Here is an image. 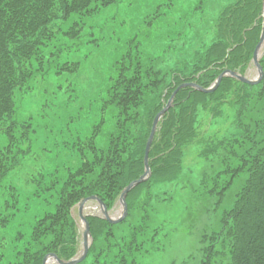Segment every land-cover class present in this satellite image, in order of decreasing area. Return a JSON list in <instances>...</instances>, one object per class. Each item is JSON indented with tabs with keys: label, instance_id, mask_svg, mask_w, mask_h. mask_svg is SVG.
I'll return each instance as SVG.
<instances>
[{
	"label": "trees",
	"instance_id": "trees-1",
	"mask_svg": "<svg viewBox=\"0 0 264 264\" xmlns=\"http://www.w3.org/2000/svg\"><path fill=\"white\" fill-rule=\"evenodd\" d=\"M118 1L0 0V264H41L49 253L65 260L74 256L73 206L96 196L107 209L113 208L122 189L143 172L153 117L175 88L192 81L207 87L225 68L244 73L259 39L263 0H234L212 22L215 35L202 55L181 61L169 81L157 68L156 56L129 41L127 52H119V65L104 68L103 90L87 102L89 131L82 125L70 131L72 141L66 146L72 149L74 164L61 170L45 166L36 176H25L26 187H19L15 178L32 151L36 131L32 116H22L24 96L35 90L37 80L76 72L72 53L80 48L86 56L85 43L101 42L103 27H96V20ZM260 63L264 70V54ZM247 87L256 89L247 92ZM230 89L239 106L240 131L204 147L203 155H216L219 163L206 170L197 189L213 200L219 227L203 247L200 264L220 263L224 253L227 264H264V77L250 85L229 76L213 92L188 86L176 91L149 150L151 175L127 193L123 220L111 223L87 216L92 242L77 264H138L151 251L162 226L151 219V211L129 221L136 192L179 176L184 147L200 136L195 125L198 108ZM35 185L56 200L52 211H30V202L38 197Z\"/></svg>",
	"mask_w": 264,
	"mask_h": 264
},
{
	"label": "rangeland",
	"instance_id": "rangeland-1",
	"mask_svg": "<svg viewBox=\"0 0 264 264\" xmlns=\"http://www.w3.org/2000/svg\"><path fill=\"white\" fill-rule=\"evenodd\" d=\"M233 1L119 0L104 9L95 23L96 27H103L100 33L104 37L98 45L92 42L83 45L88 49L86 56L82 57L84 51L80 48L75 50L78 53H72V59L76 60L72 62L78 63L76 72L55 74L48 81L37 80L35 90L24 96L22 116H32L36 131L32 135V151L15 178L16 184L26 187L23 178L36 176L37 171L45 166H55L61 170L65 165L74 164L72 149L66 146L72 141L70 131L79 130L81 125L89 131L90 118L85 112L87 102L93 94L103 90L101 86L107 79L103 73L104 68L109 67L111 70L119 65V52H127L128 47L125 46H130L129 41L140 46L142 53L156 56L157 68L162 70L166 81H169L171 70L176 69L181 61H191L204 52L215 35L212 22ZM160 3L162 5L156 7ZM193 8L196 9L192 11ZM87 26L91 27L92 24ZM96 27L93 25L92 28L95 36L98 34ZM135 51L137 54L138 51ZM244 72L250 79L255 77L256 70L251 59L246 63ZM255 89L246 88L247 92ZM232 93L230 89L220 99L210 100L198 108L195 125L200 136L184 147L179 176L172 181L141 187L136 192L139 196L128 212L129 221L139 219L143 211L148 215L151 211V219L162 226L157 242L146 256L141 257L138 264H200L203 259V247L219 227V213L214 209L213 200L201 196L205 193L200 186L197 189L200 181L208 175L206 170L219 163L216 155L206 158L203 151L212 140L214 144L239 134L240 128L236 121L239 106ZM46 100L47 105L42 107ZM32 188L38 197H33L30 202V211L33 214L52 211L56 204L52 194L36 185ZM95 205V202L85 204L84 213L98 214L93 208ZM118 212L119 205L115 203L110 208V214L116 216ZM72 214L78 227L76 241L79 254L82 226L76 207L72 209ZM227 262L224 253L221 262L214 264Z\"/></svg>",
	"mask_w": 264,
	"mask_h": 264
},
{
	"label": "water",
	"instance_id": "water-1",
	"mask_svg": "<svg viewBox=\"0 0 264 264\" xmlns=\"http://www.w3.org/2000/svg\"><path fill=\"white\" fill-rule=\"evenodd\" d=\"M263 19H262V27H261V32H260V36H259V40L254 48L253 54H252V63L254 64V67L256 69V75L254 78L250 79L248 78L246 75H242L236 71H232V70H224L222 71L216 78V80L214 81V83L208 87V88H203L199 85H197L196 83L193 82H188V83H183L180 84L171 94V96L169 97L166 105L164 106V108H162L153 118L152 120V124H151V128H150V132L148 135V138L146 140L145 143V148H144V157H143V161H144V171L143 173L135 180L131 181L127 186H125V188L121 191L120 195H119V199H118V204H119V215L117 217H113L109 214V211L106 209L105 204L96 196H90L87 198L82 199L78 204H77V208H78V215L80 218V221L83 225V230H82V241H81V250L79 252V254L69 260H62L57 258L54 254H49L47 256H45L43 258L42 264H45L47 258H51L56 264H77L80 261H82L85 257V255L87 254L88 251V247L91 241V235H90V229H89V223L86 219V214L83 213V208L86 202L88 201H92L95 200L98 203L99 206V210L101 213V216L112 222H118L121 221L125 216H126V202H125V197L126 194L137 184H139L140 182L144 181L149 175H150V168H149V164H148V153L151 147V143L153 141L155 132L157 130V126H158V122L160 120V118L162 117V115L165 113V111L168 109V107L170 106L172 99L175 95V92L183 87V86H190L193 87L195 89H198L199 91L202 92H212L213 90H215V88L218 86V84L220 83L221 79L224 76H231L236 78L237 80L244 82V83H248V84H257L259 83L262 78H263V69L259 63V55H258V50L261 48V46L264 44V0H263V13H262Z\"/></svg>",
	"mask_w": 264,
	"mask_h": 264
},
{
	"label": "bare ground",
	"instance_id": "bare-ground-1",
	"mask_svg": "<svg viewBox=\"0 0 264 264\" xmlns=\"http://www.w3.org/2000/svg\"><path fill=\"white\" fill-rule=\"evenodd\" d=\"M263 45L261 46V48L258 50V55H260L263 51ZM93 208L95 209V206H93ZM45 264H56L51 258H47Z\"/></svg>",
	"mask_w": 264,
	"mask_h": 264
}]
</instances>
